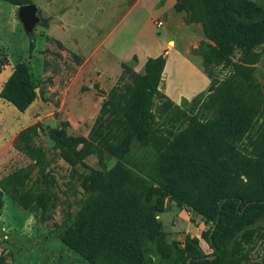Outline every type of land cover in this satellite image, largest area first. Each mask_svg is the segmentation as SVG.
<instances>
[{"label": "trees", "instance_id": "obj_1", "mask_svg": "<svg viewBox=\"0 0 264 264\" xmlns=\"http://www.w3.org/2000/svg\"><path fill=\"white\" fill-rule=\"evenodd\" d=\"M0 1L16 7L31 3ZM175 9L185 13L186 24L202 26L207 42L200 41L194 51L202 57L204 70L213 73L221 68L229 73L211 81L192 115L158 89L166 64L160 55L146 62L143 74L121 64V76L106 95L87 137L47 130L54 149L69 165L90 155L100 165V170L76 177L84 196L78 210L66 214L57 226L61 242L89 264H248L226 256L222 246L231 231L264 215V87L254 76L261 57L257 47L264 43V0H176ZM46 24L41 18L40 25ZM236 47L242 50L240 63L231 59ZM35 88L28 66L17 63L0 90V99L24 113L37 99ZM157 103L158 117L179 124L177 129L165 134L149 129ZM36 134L31 127L18 135V149L33 164L2 177L0 194L48 219L59 197L56 183L45 171L43 149L30 144ZM243 140L248 145L241 150L238 144ZM104 159L115 161L112 170ZM244 175L255 178L253 189L233 185V179ZM139 176L156 186L151 204H144L131 187ZM178 181L189 187L177 186ZM164 197L211 223L202 234L211 255L201 254L197 238H187L183 248L167 244L156 219L164 212ZM0 264H4L2 256Z\"/></svg>", "mask_w": 264, "mask_h": 264}, {"label": "rangeland", "instance_id": "obj_2", "mask_svg": "<svg viewBox=\"0 0 264 264\" xmlns=\"http://www.w3.org/2000/svg\"><path fill=\"white\" fill-rule=\"evenodd\" d=\"M32 1L43 2V0ZM53 1L51 0V2ZM87 1L91 5V10H88V14L82 18L76 16V19L80 25H85L86 20H89L88 28L97 29L98 22L103 20L102 14L106 11L103 7V3L107 4L106 0ZM107 1L113 4L122 0ZM79 3H83V0ZM117 18L120 17L110 19L108 16L104 20L107 26H111ZM40 29L42 27L38 24L35 26L36 35L34 32L27 35L17 20V9L0 1V67L8 63L0 72V90L10 76L13 66L23 62L29 64L32 80L40 95V98H37L24 113L0 99V179L17 169L33 164V161L18 149V144L20 146L21 143L17 139L20 132L35 127L37 134L31 137L30 144L43 149L47 162L45 171L56 183L54 188L59 197L52 216L44 219L40 213L24 210L10 200L6 194H0V200L3 202L0 208V256L4 258V264H89L61 242L58 238L57 226L60 225L66 214H74L78 210V201L84 196V190L76 177L89 174L92 170H100V165L95 155L88 156L82 163L75 166L69 165L60 157V151L54 149V143L49 138L47 130L63 129L71 138L87 137L107 96L102 100V95L100 96L102 92L86 93L88 90L85 87L83 97L80 95L74 98L77 99L74 100V103H79V106L72 104L58 112L60 102L47 91V88L53 83V76L60 73L59 68L53 61L48 60L44 62L42 71L41 69L38 71L34 65V59L29 58L30 43H34L37 39L36 36ZM171 46L172 44L168 47ZM257 50L261 52V57L255 65L254 76L257 82L264 87V43L258 46ZM241 57L242 50L236 47L231 54V59L235 63H240ZM185 66L183 58L171 60L168 69L170 71L169 80L167 73H164L161 77L160 88L167 85V89L178 93L180 97L189 98L194 95L186 107H180L186 110L190 116L207 95L211 81L213 79L222 80L229 73L228 70L219 68L213 73L202 70V74L197 75V73L195 76L189 77L188 72L181 71V68ZM74 73L73 68L67 67L64 74L66 76L70 74L68 78H73ZM81 84V79L75 81V86H81ZM158 104L154 106L156 118L149 125V129L156 134H165L166 130L177 129L179 124H170L158 117V112L155 111ZM238 145L243 150L248 142L243 140ZM244 153L247 154L246 151ZM248 154L250 155V153ZM251 157L254 156L251 154ZM256 159L254 157V160ZM103 161L107 169L112 170L115 161L107 159ZM36 171L37 169L32 172L33 178ZM232 183L239 190H250L253 189L256 182L255 178L250 179L244 175L236 177ZM176 185L189 187L182 181H178ZM131 187L141 196V201L144 204H151L155 201L156 186L143 176L136 178ZM163 201L164 212L157 214L156 219L162 224V230L166 233L167 244L174 248H183L187 238H197L201 254L211 255L212 250L202 237L203 232L211 226V223L205 222L190 208L177 207L168 197H164ZM222 249L226 256L241 258L248 264H264V215L254 218L248 225L240 229L231 231L224 241Z\"/></svg>", "mask_w": 264, "mask_h": 264}, {"label": "crops", "instance_id": "obj_3", "mask_svg": "<svg viewBox=\"0 0 264 264\" xmlns=\"http://www.w3.org/2000/svg\"><path fill=\"white\" fill-rule=\"evenodd\" d=\"M30 1L38 6L41 18L47 20V24L38 31L29 58L34 59L38 71H42L48 60L59 68L60 73L53 76V83L47 88L60 102L58 112L72 104L79 106L74 103L77 100L74 98L83 97L85 87L86 93L102 92L103 100L118 82L122 63L143 74L149 59L163 55L166 64L162 75L167 73L168 80L169 64L173 59L183 58L186 66L180 70L188 72L189 77L204 71L202 57L194 51L200 41L207 42L202 26L199 23L186 24L185 13L175 9L176 0H122L113 4L106 0L107 4L103 3L106 11L97 29L88 28L89 20H86L85 29V25H80L76 19L91 10L87 0L81 4L82 0ZM108 16L110 19L120 18L107 26L104 18ZM158 22L162 23L161 27ZM33 32L36 35L35 28ZM67 67L74 69L73 78L64 74ZM79 79L82 80L81 86H75V80ZM158 89L182 108L194 96L180 97L167 89V85L164 88L159 85Z\"/></svg>", "mask_w": 264, "mask_h": 264}, {"label": "water", "instance_id": "obj_4", "mask_svg": "<svg viewBox=\"0 0 264 264\" xmlns=\"http://www.w3.org/2000/svg\"><path fill=\"white\" fill-rule=\"evenodd\" d=\"M39 14L38 6L33 3L17 7V20L22 25L24 32L27 35L33 34L35 26L40 24L41 17ZM35 93L37 98H40L38 88H35ZM214 258L215 257L213 256L209 259L212 260Z\"/></svg>", "mask_w": 264, "mask_h": 264}, {"label": "built area", "instance_id": "obj_5", "mask_svg": "<svg viewBox=\"0 0 264 264\" xmlns=\"http://www.w3.org/2000/svg\"><path fill=\"white\" fill-rule=\"evenodd\" d=\"M157 25H158L159 27H161V26H162V23H161V22H158ZM75 81H76V80H75Z\"/></svg>", "mask_w": 264, "mask_h": 264}]
</instances>
